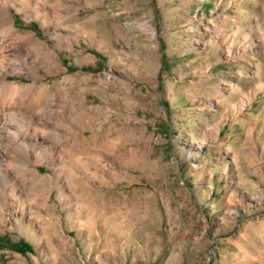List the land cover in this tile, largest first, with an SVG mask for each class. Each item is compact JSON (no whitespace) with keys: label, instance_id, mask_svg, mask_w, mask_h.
Listing matches in <instances>:
<instances>
[{"label":"rangeland","instance_id":"obj_1","mask_svg":"<svg viewBox=\"0 0 264 264\" xmlns=\"http://www.w3.org/2000/svg\"><path fill=\"white\" fill-rule=\"evenodd\" d=\"M10 16L8 59L30 33L56 62L4 78L69 113L61 143L3 164L0 264H264V0H31Z\"/></svg>","mask_w":264,"mask_h":264},{"label":"bare ground","instance_id":"obj_2","mask_svg":"<svg viewBox=\"0 0 264 264\" xmlns=\"http://www.w3.org/2000/svg\"><path fill=\"white\" fill-rule=\"evenodd\" d=\"M12 1L13 2L0 0V76H2V78H0V181L3 184H6V178L8 177L6 173V167H4L3 164L9 154L13 155V153L16 151L17 155L16 157H13L14 163L18 164L21 167L28 162L29 158H32V156H28L26 154L30 150L34 149V147L37 146L38 148H43L45 145H58L59 143H61V141L64 139V132L62 133V131H67L65 122L67 121V115L69 113L67 112L69 110H66L65 108H62L61 111L53 109L52 102L59 99V97L55 96L54 98V96H50V90L48 88H43L42 90L37 92L31 88H23L14 83L8 82L4 78V72H6V70H8V72L12 74H19V72L21 71L20 65L22 64L27 66L31 65L32 67L37 68L40 64L43 63L44 65L49 64V66L44 67L52 68L50 67V63L53 65L56 62L53 53L47 49V45L38 42L37 39H35V36L30 33L16 36V40L25 43L26 45H18L15 50L16 55H14L13 59H8V53L12 50L13 44L16 45L15 43H9V36H14L15 33H18L14 28L13 20L10 16V8L17 7V9H21L23 7V9H25L30 4L31 0ZM15 1L20 2V4L23 6L18 7ZM30 46L31 49H35V52L47 50L45 52H47L48 54V60H44V57L42 58V56H37L36 58H34V60L29 62L31 58L30 54L32 51L30 49ZM13 47L15 48V46ZM18 62H20L21 64H19ZM49 97L51 98L49 99ZM44 100L46 101V103H44ZM24 105L32 107L31 109H33L34 113H36V119L32 118V116L29 117V114L25 115V113H19L21 109L24 110ZM44 105L46 106L44 107ZM19 123H22V125H20ZM35 124L36 126L46 125L45 129L48 130L51 128L53 129V131L48 133L44 131L40 132L36 127H34ZM29 125L33 127L29 128ZM16 126H18V128L13 130ZM30 130V137H34V140L32 143L26 144L24 143V141L26 140L25 136ZM20 140L22 142H19ZM37 154H34L35 157H37ZM30 183L32 184V182ZM16 184H20L21 186L23 185L24 187L26 186L27 181L26 179L17 177L14 178L13 186H15ZM13 209L15 208L13 207ZM0 214L3 216L2 210H0Z\"/></svg>","mask_w":264,"mask_h":264},{"label":"trees","instance_id":"obj_3","mask_svg":"<svg viewBox=\"0 0 264 264\" xmlns=\"http://www.w3.org/2000/svg\"><path fill=\"white\" fill-rule=\"evenodd\" d=\"M12 249L15 250L16 252L24 253V254L28 251H32V248L30 247V245H28L24 241H20L17 244H13Z\"/></svg>","mask_w":264,"mask_h":264}]
</instances>
